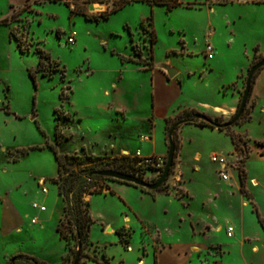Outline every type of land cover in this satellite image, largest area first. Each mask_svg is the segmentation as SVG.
Listing matches in <instances>:
<instances>
[{
    "label": "rangeland",
    "instance_id": "rangeland-1",
    "mask_svg": "<svg viewBox=\"0 0 264 264\" xmlns=\"http://www.w3.org/2000/svg\"><path fill=\"white\" fill-rule=\"evenodd\" d=\"M166 2L174 7L151 8L138 2L96 21L70 12L81 8L96 15L112 7L113 0L87 4L82 0H0V21L8 28L7 32L0 26V264L27 251L46 264L63 261L66 242L56 231L62 218L61 199L53 182L57 163L48 145L55 144L58 134L63 139L57 146L60 152L77 150L86 141L77 127L93 131L112 117L113 94L124 98L118 92L119 77L124 75L136 83L129 70L150 59L151 27L146 18L151 9L156 36L153 56L164 60L168 54L175 60L183 74L180 86L176 83L181 93L175 96L172 89H161L164 101H158L156 109H167L166 128L159 114L151 122L141 114L139 123H127L138 126L143 138L150 123L151 139L136 137L133 145L166 156L167 132L180 121L172 135L176 143L173 166L160 190L167 196L158 199L155 226L125 227L122 242L114 240L116 235H102L95 227V244L85 246L79 261L83 264L87 254L102 260L104 252L109 264H154L159 254V264H246L250 253L246 246L240 247L237 236L226 237L228 225L262 246L264 229L257 214L264 219V67L253 78L237 123L221 131L187 124L181 117L182 108L194 109L221 124L234 117L250 67L264 59V0ZM72 31L76 32L75 43L69 44L66 39ZM206 41L214 47L212 59L204 57ZM220 103L228 106H214ZM142 104L140 111H146L147 102L142 100ZM202 104L214 106L210 109L215 113L197 107ZM122 155L134 157L135 153H106L93 164L101 169ZM139 162L129 168L130 174L156 182L163 169L159 173ZM222 174L227 175L226 180ZM241 181L246 194L240 191ZM44 187L47 195L41 192ZM107 199L94 197L90 202L93 213L101 212ZM33 202L43 204L47 211L35 213ZM34 214L38 222L31 223ZM188 214L196 216L195 235ZM206 222L211 229L203 232ZM217 225L222 227L216 230ZM68 235L71 248L77 250L70 232ZM125 241L128 247L123 245ZM214 242L219 244H209ZM260 252L264 254V247ZM219 256L221 262L216 259ZM72 261L73 255L61 264ZM85 264L96 263L87 260Z\"/></svg>",
    "mask_w": 264,
    "mask_h": 264
},
{
    "label": "crops",
    "instance_id": "crops-1",
    "mask_svg": "<svg viewBox=\"0 0 264 264\" xmlns=\"http://www.w3.org/2000/svg\"><path fill=\"white\" fill-rule=\"evenodd\" d=\"M0 26L5 28L7 31L8 29L7 25H0ZM208 36H212V32ZM174 62L175 60H172L170 56L167 54L164 60H160V59L157 60L153 56V65L149 69H144L142 67L133 65V67L131 68L132 70L129 71L135 77L134 80L136 83L134 84L126 76L124 75L120 76L119 79L121 84L118 89L119 90L118 92L121 93L124 98L120 100L119 96L116 93L113 94L110 107L114 108L115 113H112L113 114L112 117L107 118L101 126L98 125L96 128L93 129V131L83 126L77 127L78 129L82 130L80 132L81 138H86V141L79 143L78 149L77 150L74 149L73 151L68 152V154L80 152L82 154H90V155H105L106 153L122 154L124 152L134 153L136 151H139L142 156L154 155L155 152L153 149H146V151H142L140 148L134 147L133 145L134 142H132L133 140H135L136 137H139L140 141H148L149 139H151L152 125L149 123L148 135H150V137L146 135L144 140H141L145 135H142L141 133L138 132L136 128L138 126H132L128 123L135 124V122H138L139 121L138 119H141L142 117L141 114H146L145 119H147L148 122H151L152 119H154V117L157 116L158 114L166 122V119L168 118L167 109L166 110L164 109L162 111H157L156 103L158 101L159 102L164 101V98L162 97L161 89L163 90L172 89L171 91H173V94L175 96L181 93V91H179V87L177 88L176 83H178V85L180 86L181 81L183 80V74L181 72V69H179V67ZM164 64H169L171 66L173 65L178 68L175 77L168 78L166 72L162 69V66ZM180 77H182V79ZM129 82L132 84H129V86H127V83ZM232 82L233 81H230L229 83L231 84ZM222 87L224 86L222 85ZM132 88H136V89L133 91ZM105 92L109 93L107 90ZM142 100L145 101V104L147 102L146 111H140L141 105L143 106ZM167 104H169L168 101L166 102L165 105L168 107ZM223 105L228 106L225 105L224 103L216 104L214 106H220L221 108V106ZM214 106L209 107L206 104H202V105H198L197 107L201 109L209 108V111L211 113H215L213 109H210L213 108ZM182 109H186V108H182ZM119 114L122 116L121 117L122 121L118 120L119 117L117 115ZM151 116H153L152 119H150ZM165 128H166V124H165ZM95 132H99V133L95 135L94 134ZM101 133L102 135H100ZM61 143H63V139H61L59 145H61ZM196 154L198 153L196 152ZM195 160L198 159L195 158ZM104 183L108 188L105 189L102 193L87 194L84 197V199L89 202V207H90V202L94 197L102 196L105 199L108 198L105 201V203H103L104 209L101 212L93 213L92 209L90 208V213L91 216L95 219V223H93V225L91 226L89 237L94 244L95 242L92 240L93 239L92 233L95 227H99L102 235H105L106 237H109L110 235H116V238L114 240L117 241L120 238L118 231L125 227L132 229V227L135 226L139 229H142V227L146 223L155 226L157 210L159 205L158 199L160 195H163L165 197L167 195L163 194V192H161L160 190L154 191V193L151 194L146 191H143L139 186L136 187L116 180H105ZM110 191H112L113 193H111ZM58 198L61 199V196L58 195ZM60 201H61V205L63 206L62 200ZM170 204L173 205V202H171ZM187 205H189V203ZM33 211L34 212L37 211L38 213L40 212L35 209H33ZM46 211L47 209H45L42 212H46ZM188 216L190 218L189 222L192 228L191 229L192 235H195L194 233L195 227L193 226V223L196 220L195 219L196 216L194 214H188ZM32 218H36L38 222L37 214H34ZM228 226H232V225H228ZM216 227H217L216 230H219L222 226L217 225ZM41 228H43L42 223H41ZM208 229H211V225L206 222L202 231L205 232ZM234 236H237L238 244L240 245V247L244 248L246 246L248 252L250 253L249 254L250 259L248 262H246V264H264V254L262 253L263 254L262 255L260 252V248L264 247V235L262 236L260 242L262 246L254 242L251 243V241H249L250 239L248 240L247 237H243V235H241L240 233V229L238 231L234 229V233L230 237L226 235V237L228 238ZM209 244H219V242H214ZM234 245L235 243H233V245L231 246ZM19 254H25L34 258H38L36 257L33 251H27L26 253H19ZM9 258L10 256L6 258L4 264L8 263ZM155 258L157 260V264H159L160 254L158 258L157 256H155ZM211 258L215 259L214 256L212 255ZM216 259L218 260V262H221L222 256H219ZM86 261L83 264H85ZM139 261L141 262V259ZM92 262L95 263L94 261Z\"/></svg>",
    "mask_w": 264,
    "mask_h": 264
},
{
    "label": "trees",
    "instance_id": "trees-1",
    "mask_svg": "<svg viewBox=\"0 0 264 264\" xmlns=\"http://www.w3.org/2000/svg\"><path fill=\"white\" fill-rule=\"evenodd\" d=\"M66 1H70V0H66ZM71 1H78V0H71ZM107 1L108 0H82V3L83 4L94 3V2L104 3ZM166 1L167 0H113L112 7L96 15L87 14L84 11H82L81 8H79L77 11H71L70 13L71 14L72 13L82 14L85 16L86 19H94L96 21H99L100 18L106 19L112 13H115L119 9L125 7L126 5L132 4V3H138V2L146 3L151 8H153V6L155 5H165L168 9H171L172 7H174L173 5L168 6ZM171 1L174 4L178 3L173 0ZM69 3L70 2H67L66 5H68ZM152 17H153V12L151 9L149 17L146 18L148 25L151 27V30H150L151 56L148 62L141 65L142 68L144 69H149L153 65V46L156 42V36L153 30ZM143 22L144 21L140 22V24L142 25ZM0 25H6L4 20L0 21ZM40 63H41V60L38 61V65ZM29 76L32 79L33 84L35 85L36 78H35L34 73L30 71ZM252 86H253V79H252L251 89H252ZM196 114L198 113L194 109H184L181 119L187 124H192L198 127H210L211 129H218L221 131L229 127V126H223L224 123L221 124L219 122L213 121L208 116H207V120L198 119L195 117ZM152 117L153 116H151L150 119H152ZM232 118L233 117H231L230 120ZM167 119H166V125H167ZM179 122L180 121H177L173 125L179 124ZM58 127H59V123H57L56 125V132L58 130ZM57 136L58 137L55 140V144L48 145L49 148L52 150V153L57 163L56 175L53 178V182L57 186V194L61 196V200L63 203L62 218L56 223V231L59 233L60 237L64 239L66 242V247H65L66 254L63 258V261L66 258H68V256H71V255H73V261H74V258H75V255H76V252L79 246H80V249H79V257H80V256L85 255L83 252L85 246L94 245V243L90 240L89 232H90L91 226L93 225V223H95V219L91 216L89 202L86 201L84 197L87 194L102 193L104 189L108 188L105 185L104 181L114 180V179L93 174L94 171L99 170L96 168V165H94L93 163L102 160L104 156L90 155V154L80 155L76 153L75 154L62 153L57 149V146L61 142L59 140L60 135L57 134ZM230 137L233 140L232 134L230 135ZM65 139L67 138L65 137ZM167 140H168V136H167ZM173 143L176 149V143L175 142ZM141 160L142 159L140 157H137V156L131 157L129 155H122L120 156V158L113 157L111 163L109 162L108 164H105L104 166H102L101 169H107L108 166H111L112 168H114V170H118V171L130 174L131 171H129V168H132L133 164L134 163L136 164L139 161H140L139 165H143L144 168H153L152 166L143 164ZM100 181H102V183L98 184ZM125 184L133 185L130 183H125ZM243 185H244V182L241 181L240 191L246 194ZM141 189L151 194L154 193V191H157V190H147L142 187ZM158 190H162V188L160 187ZM110 192L113 193L112 191ZM257 215H258L259 222L264 229V219H262L259 214ZM121 230L118 231L120 235V238H119L120 242H122L121 241L122 240ZM68 232H70L71 236L74 238L77 250H73L71 248L70 236L68 235ZM127 243L128 241H125L123 245L125 247H128V245H126ZM86 256H87V259L92 260L97 264H109V257L104 252L102 253V260H99L96 257V255L87 254ZM73 261H72V264H73ZM7 264H46V263L43 262L42 260H39L38 258H34V257L28 256L25 254H16V255H13L8 260ZM78 264H81L80 261H78ZM154 264H157L156 258H155Z\"/></svg>",
    "mask_w": 264,
    "mask_h": 264
},
{
    "label": "water",
    "instance_id": "water-1",
    "mask_svg": "<svg viewBox=\"0 0 264 264\" xmlns=\"http://www.w3.org/2000/svg\"><path fill=\"white\" fill-rule=\"evenodd\" d=\"M263 67H264V59L260 60L259 62L254 64L252 67H250V69L247 73L245 88H244V91L242 93V97H241L239 106L237 108V112L235 113L234 117L229 122L224 123L223 126H231V125L235 124L239 120V118L242 116L244 108H245L246 103H247V100L250 96L253 76ZM162 69L166 72L168 78H173L177 74V70L169 64H164L162 66ZM195 117L198 119L207 120V116L202 114V113L196 114ZM29 119L30 120L35 119V116H30ZM177 126H178V124L173 125L170 128V130L168 131V134H167L168 146H167V152H166V161H165L163 171H162L161 175L159 176V178L156 182L149 183V182H146V181L142 180L141 178H139L133 174L121 172V171L114 170V169H99V170L94 171L93 174L103 176V177L112 178L114 180H118V181L125 182V183H130V184H133L135 186L145 188L147 190H158L163 185V183L166 181V179L168 178L169 173H170V169L173 166V162H174V158H175V146H174V143L172 141V134H173L174 130L177 128ZM79 249H80V246L78 247V250L76 252L73 264H78Z\"/></svg>",
    "mask_w": 264,
    "mask_h": 264
},
{
    "label": "built area",
    "instance_id": "built-area-1",
    "mask_svg": "<svg viewBox=\"0 0 264 264\" xmlns=\"http://www.w3.org/2000/svg\"><path fill=\"white\" fill-rule=\"evenodd\" d=\"M57 1L64 2L66 0H57ZM173 1L180 2L181 0H173ZM75 35H76V32L75 31L70 32V34L67 37L66 41L69 44H74V42H75ZM203 52H204V57L206 59H212L213 58V55H214V47L212 46V44L209 41H206L205 48H204V51ZM141 140H144V138H142ZM135 156L140 157L142 159L141 162L143 164L152 166L159 173L163 169V166L165 165V161H166V156H163V155L142 156L139 151H136L135 152ZM221 177L224 180L227 179V175H225V174H222ZM41 192L43 194H47L48 193V190L44 187V188H41ZM31 207L33 209H35V210L40 211V212H42V211H44L46 209V207L43 204H38L36 202H33L31 204ZM36 222H37L36 218H32L31 219V223H36ZM233 233H234L233 226H228L227 229H226V235L228 237H230V236H232Z\"/></svg>",
    "mask_w": 264,
    "mask_h": 264
},
{
    "label": "bare ground",
    "instance_id": "bare-ground-1",
    "mask_svg": "<svg viewBox=\"0 0 264 264\" xmlns=\"http://www.w3.org/2000/svg\"><path fill=\"white\" fill-rule=\"evenodd\" d=\"M253 184H254V185H256V184H257V183H256V180H254V181H253Z\"/></svg>",
    "mask_w": 264,
    "mask_h": 264
}]
</instances>
